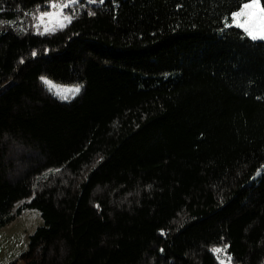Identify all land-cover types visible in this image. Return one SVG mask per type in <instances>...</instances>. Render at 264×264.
Returning <instances> with one entry per match:
<instances>
[{
  "label": "trees",
  "instance_id": "1",
  "mask_svg": "<svg viewBox=\"0 0 264 264\" xmlns=\"http://www.w3.org/2000/svg\"><path fill=\"white\" fill-rule=\"evenodd\" d=\"M49 1L0 0V227L43 222L22 263L218 264L223 247L264 264V42L224 27L244 0H79L44 34L7 23Z\"/></svg>",
  "mask_w": 264,
  "mask_h": 264
},
{
  "label": "rangeland",
  "instance_id": "2",
  "mask_svg": "<svg viewBox=\"0 0 264 264\" xmlns=\"http://www.w3.org/2000/svg\"><path fill=\"white\" fill-rule=\"evenodd\" d=\"M65 3L69 5V7L67 8L72 9L74 5L79 4V0H76V3H72L71 0H51L47 2L46 6L48 7V10L44 12H49V13L56 12L58 11V9L53 8L52 5L53 4L60 5V4H65ZM98 4H99V1L97 0L95 3H90L89 0H85V5L90 6V7L97 6ZM41 14L37 16H33L30 12L23 11L22 13H20L15 18H12L7 23H9V25L17 31L31 30L32 33H35V34H44L68 22V21H64L63 23H58L55 21H50L47 17H45L44 20H41L40 19ZM63 14L70 16V13L63 12ZM60 19L62 20L63 17L61 16ZM226 23L227 22L224 23L225 28L227 27ZM239 30L243 32L242 29H239ZM256 41L264 42L261 40H256ZM42 80L44 82V80H47V79L43 78ZM51 83L53 85L60 86V87H73V86L58 85L53 82ZM46 87L48 88V86ZM50 91L54 94L56 89L53 88ZM55 96L61 99L59 96L57 95ZM29 201H30V198L21 200L16 203L15 208L20 206L21 204L28 203ZM42 225H43V222H42V219L40 217V213L38 210L25 209L22 211L20 215L16 216L12 221L1 226L0 227V264H14V263L23 264L22 261L20 260V257L27 250L29 237L36 231L38 227ZM215 248L222 249V251L218 253L212 251L215 255V258L218 264H236L231 261L230 256L226 252L225 248L223 247H215Z\"/></svg>",
  "mask_w": 264,
  "mask_h": 264
},
{
  "label": "snow or ice",
  "instance_id": "3",
  "mask_svg": "<svg viewBox=\"0 0 264 264\" xmlns=\"http://www.w3.org/2000/svg\"><path fill=\"white\" fill-rule=\"evenodd\" d=\"M71 2L76 3V0H71ZM89 2L95 3L96 0H89ZM101 2H103V0H101ZM52 7L58 9V11L53 13H42L40 16L41 20H44V18L47 17L50 21L63 23L64 21H69L71 19L70 16L63 14V9L69 7L67 3L60 5L53 4ZM61 16L63 17L62 20L60 19ZM225 19L227 27L234 26L238 29H242L244 34H246L253 41H264V6H261L260 0H244L238 10L231 13V16L226 17ZM33 55H35V53H33ZM44 83L48 86L49 90L55 88L56 91L54 94L64 100H68L77 95L81 90L80 86L60 87L53 85L47 80H44ZM212 251L218 253L222 251V249L214 248Z\"/></svg>",
  "mask_w": 264,
  "mask_h": 264
}]
</instances>
